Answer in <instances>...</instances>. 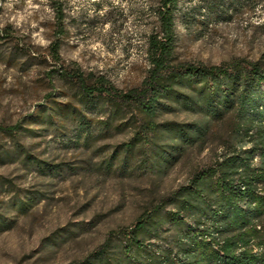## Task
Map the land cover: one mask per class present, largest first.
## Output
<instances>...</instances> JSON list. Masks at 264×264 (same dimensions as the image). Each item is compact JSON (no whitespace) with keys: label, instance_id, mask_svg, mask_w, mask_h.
Masks as SVG:
<instances>
[{"label":"rangeland","instance_id":"1","mask_svg":"<svg viewBox=\"0 0 264 264\" xmlns=\"http://www.w3.org/2000/svg\"><path fill=\"white\" fill-rule=\"evenodd\" d=\"M52 2L65 15L63 67L79 69L89 85L103 78L123 93L140 88L159 28V0H0V264H101L102 250L114 257L124 244L121 230L164 206L218 153L212 141L158 173L154 146H132V126L144 121L134 108L114 115L108 98L51 79L60 71L50 58ZM233 5L181 0L175 65L264 63V0ZM194 120L169 105L157 122Z\"/></svg>","mask_w":264,"mask_h":264},{"label":"trees","instance_id":"2","mask_svg":"<svg viewBox=\"0 0 264 264\" xmlns=\"http://www.w3.org/2000/svg\"><path fill=\"white\" fill-rule=\"evenodd\" d=\"M228 1L237 6L241 0ZM180 3L159 0V28L148 40L147 76L140 88L123 93L103 78L89 85L79 69L63 67L65 15L61 3L52 2L56 39L50 58L60 71H50V78L59 74L76 83L83 97L108 98L114 115L134 108V117L144 121L132 126V146L144 147L147 141L154 146L150 164L158 173L168 172L189 149L204 152L212 141L218 142L213 166L195 173L164 206L146 210L133 227L121 230L124 244L114 257L102 250L96 260L101 264H264V63L175 65ZM169 105L195 120L158 124V115Z\"/></svg>","mask_w":264,"mask_h":264}]
</instances>
